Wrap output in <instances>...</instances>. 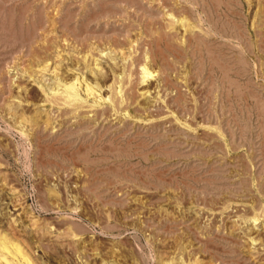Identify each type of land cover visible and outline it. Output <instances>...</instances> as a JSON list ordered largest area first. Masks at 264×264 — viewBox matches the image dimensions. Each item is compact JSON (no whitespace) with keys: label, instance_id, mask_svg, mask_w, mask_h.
<instances>
[{"label":"rangeland","instance_id":"1","mask_svg":"<svg viewBox=\"0 0 264 264\" xmlns=\"http://www.w3.org/2000/svg\"><path fill=\"white\" fill-rule=\"evenodd\" d=\"M0 264H264V0H0Z\"/></svg>","mask_w":264,"mask_h":264}]
</instances>
